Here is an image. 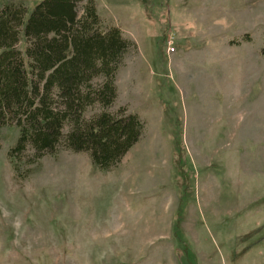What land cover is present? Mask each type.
<instances>
[{
	"label": "rangeland",
	"instance_id": "obj_1",
	"mask_svg": "<svg viewBox=\"0 0 264 264\" xmlns=\"http://www.w3.org/2000/svg\"><path fill=\"white\" fill-rule=\"evenodd\" d=\"M39 1L0 8L26 21ZM96 3L133 41L107 110L142 136L105 170L64 142L10 157L20 129L3 126L0 264H264V0Z\"/></svg>",
	"mask_w": 264,
	"mask_h": 264
},
{
	"label": "trees",
	"instance_id": "obj_2",
	"mask_svg": "<svg viewBox=\"0 0 264 264\" xmlns=\"http://www.w3.org/2000/svg\"><path fill=\"white\" fill-rule=\"evenodd\" d=\"M82 1L40 0L26 21L25 6L0 8V132L5 125L20 129L10 157L30 145L40 158L64 142L110 170L142 136L137 114L125 106L107 110L117 98L116 73L133 41L117 26L102 28L96 0H86L79 15ZM21 28L25 54L18 48ZM95 105L101 111L87 118Z\"/></svg>",
	"mask_w": 264,
	"mask_h": 264
}]
</instances>
